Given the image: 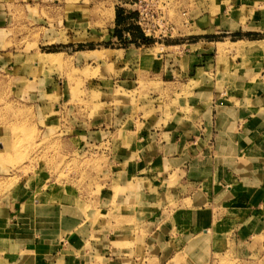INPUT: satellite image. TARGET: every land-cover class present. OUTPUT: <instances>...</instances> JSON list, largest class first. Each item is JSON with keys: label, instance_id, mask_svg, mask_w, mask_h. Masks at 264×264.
Segmentation results:
<instances>
[{"label": "rangeland", "instance_id": "1", "mask_svg": "<svg viewBox=\"0 0 264 264\" xmlns=\"http://www.w3.org/2000/svg\"><path fill=\"white\" fill-rule=\"evenodd\" d=\"M216 1L224 2L212 3ZM135 2L0 0V195L19 177H33L60 216L51 224L57 232L50 239L76 233L92 264H106L105 258L114 256L156 264L163 251L154 247L160 234L152 230L163 225L171 228L169 247L177 242L185 246L174 256L164 252L165 264H264V234L237 241L176 232L175 226L186 225L175 217L189 205L184 188L177 192L170 183L145 173L130 175L120 165L130 162L120 153L126 148L118 145L130 146L133 121L138 124L163 109L167 118L177 103L163 102L160 84L145 78L144 67L151 60L146 63L135 53H152V59L191 52L199 43L195 33L183 28L186 11L196 0L143 6V15L162 14L172 30L165 36L156 25L146 47L127 40V34L136 40L141 32ZM115 8L120 26L114 28L109 19ZM215 38L236 42L260 37L237 34L225 40V35H211ZM234 47L243 50L247 43L219 46L218 53ZM49 55L55 58L49 60ZM118 127L126 137H112ZM98 129L110 135L94 134ZM142 133L138 128L132 136L140 139ZM67 200L70 207L64 206Z\"/></svg>", "mask_w": 264, "mask_h": 264}, {"label": "crops", "instance_id": "2", "mask_svg": "<svg viewBox=\"0 0 264 264\" xmlns=\"http://www.w3.org/2000/svg\"><path fill=\"white\" fill-rule=\"evenodd\" d=\"M117 12L115 8L109 19L114 28L120 26ZM122 12L123 23L126 11ZM186 15L183 28L197 35L198 49L152 59V53H135L146 63L151 60L144 67L145 78L160 84L163 102L171 104L176 99L177 103L167 118L163 109L153 118L133 121L134 130L131 126L127 137L130 146L118 145L126 148L120 153L130 162L126 159L120 165H126L130 175L145 173L170 183L177 192L184 188L183 198L189 205L175 217H182L186 225L175 226L176 232L247 241L264 234V0L214 4L196 0ZM218 34L225 35V40L237 34L260 38L211 39ZM248 42L262 47L254 51L234 47L232 52L218 53L219 46ZM138 128L143 129L140 139L132 136ZM119 131L113 128L112 137L127 136ZM94 134L110 135L102 129ZM38 189L33 177H19L0 195V264H92L88 248L76 233L59 241L56 236L50 239L57 232L51 224L60 216L51 209L55 207L49 194ZM71 202L65 201L64 206L70 207ZM157 231L160 242L154 247L160 246L163 252L156 264H165L164 252L172 256L185 246L184 242L168 246L169 225L152 233ZM105 259L106 264H149V260L140 263L125 257Z\"/></svg>", "mask_w": 264, "mask_h": 264}, {"label": "built area", "instance_id": "3", "mask_svg": "<svg viewBox=\"0 0 264 264\" xmlns=\"http://www.w3.org/2000/svg\"><path fill=\"white\" fill-rule=\"evenodd\" d=\"M160 1L161 0H136V2L134 3V7H137L136 8L137 15H138L137 24L141 30V32H140L141 36H138V39L135 40L133 38L131 39L127 34V40H131L133 43L136 42L138 45H148L150 39L153 38V35L155 33L152 30L154 28L156 29L157 27L159 28V30H157V31L164 29L165 31H162V32H164L166 34L165 36L168 35L167 31L172 30V26L165 22V19L163 18L162 14H160V15L158 14L156 16L151 15L150 18L148 19L147 15H143V11L140 10L143 6L148 7V6H152V4H155L157 7V4H159ZM143 2H144V5H143ZM161 5L163 7V3ZM159 22H160L161 26H159V24H158ZM148 23H151V24H148ZM142 24L146 25V28H147L146 30L143 29ZM149 25H150V27H149ZM156 25H157V27H156Z\"/></svg>", "mask_w": 264, "mask_h": 264}, {"label": "bare ground", "instance_id": "4", "mask_svg": "<svg viewBox=\"0 0 264 264\" xmlns=\"http://www.w3.org/2000/svg\"><path fill=\"white\" fill-rule=\"evenodd\" d=\"M258 44L259 43H257V42H248L247 43V47L246 48H244V49H246L247 51H254V50H257V49H259L260 48V46H258ZM48 57H50L49 58V60H53L54 58H55V56L54 55H49ZM48 59V58H47ZM52 62V61H51Z\"/></svg>", "mask_w": 264, "mask_h": 264}, {"label": "trees", "instance_id": "5", "mask_svg": "<svg viewBox=\"0 0 264 264\" xmlns=\"http://www.w3.org/2000/svg\"><path fill=\"white\" fill-rule=\"evenodd\" d=\"M119 18H120V13L119 12H117V14H116V20L119 22ZM141 36V35H140Z\"/></svg>", "mask_w": 264, "mask_h": 264}]
</instances>
